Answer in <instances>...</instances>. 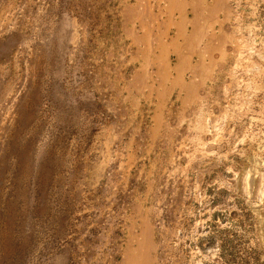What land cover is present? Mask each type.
I'll return each instance as SVG.
<instances>
[{"label":"rangeland","instance_id":"374dc122","mask_svg":"<svg viewBox=\"0 0 264 264\" xmlns=\"http://www.w3.org/2000/svg\"><path fill=\"white\" fill-rule=\"evenodd\" d=\"M214 1L189 51L137 0H0V264H264V0Z\"/></svg>","mask_w":264,"mask_h":264},{"label":"crops","instance_id":"0c3cea01","mask_svg":"<svg viewBox=\"0 0 264 264\" xmlns=\"http://www.w3.org/2000/svg\"><path fill=\"white\" fill-rule=\"evenodd\" d=\"M169 1L172 3V0H137L136 5L131 4V8L141 9L144 7L146 9L151 6L153 11H162V14L160 15L153 14L155 17L160 16V18H163L166 16L169 20L174 17L179 18V21L174 23L177 27H179L180 31L178 29L176 30L182 35L183 41L187 44L189 51H195L196 49L194 46L195 44L192 46V43L198 41V47L200 49V45L203 41H211L213 43V41L216 40V30L219 27V23H217L219 21V9L214 0H180L181 5H179V9L176 7L174 8V5H171V3L168 5ZM176 10H183L182 14L180 16L179 14L176 16ZM155 19L159 18L157 17ZM163 22L164 20H162L161 28L165 26ZM172 22H169L170 25H172ZM180 34H178L176 40L180 39ZM194 55L195 53L193 56ZM179 73L181 76L184 71L180 70Z\"/></svg>","mask_w":264,"mask_h":264}]
</instances>
